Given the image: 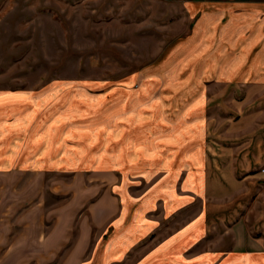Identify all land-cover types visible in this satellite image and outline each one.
<instances>
[{"label":"rangeland","instance_id":"374dc122","mask_svg":"<svg viewBox=\"0 0 264 264\" xmlns=\"http://www.w3.org/2000/svg\"><path fill=\"white\" fill-rule=\"evenodd\" d=\"M255 3L264 0H0V264L97 261L69 257L76 240L83 239L79 229L86 219L108 223L121 213L130 221L133 203H153V193L163 187L162 179L137 177L140 169L131 163L113 162L115 128L132 123V102L117 90H139L148 76L165 81L158 90L164 85L195 90V31L203 6ZM180 76L189 81L169 82ZM236 91V96L244 94ZM122 98L125 113L119 117ZM248 101L234 98L228 107L235 136L227 141L240 140L250 122L244 113L264 104ZM222 106L219 119L227 117ZM41 126H63L56 161H40L36 137ZM218 181L217 188L235 193L213 209L211 219H225L226 225L243 220L253 237L264 239V174ZM53 220L72 225L68 235L59 236L70 241L54 258H35L46 239L58 237L41 233V226ZM9 221L12 229L6 227ZM116 229L109 228L104 237ZM98 233L93 226L83 254L98 249ZM131 262L123 259V264Z\"/></svg>","mask_w":264,"mask_h":264},{"label":"crops","instance_id":"0c3cea01","mask_svg":"<svg viewBox=\"0 0 264 264\" xmlns=\"http://www.w3.org/2000/svg\"><path fill=\"white\" fill-rule=\"evenodd\" d=\"M207 7L203 6L195 31V90H189L187 85L179 90L164 85L163 90H158L157 84L165 82L159 76L145 77L143 86L132 93L117 90L122 97L128 94L127 99L132 102V123L115 128L113 162L131 163L132 169H140L137 177L162 179L163 187L153 193V203H133L136 208H132L130 221L123 219L121 213L108 223L86 219L83 229L78 230L83 239L76 240L70 258L97 260L91 264H111L105 261L108 259L123 264L125 258L132 260L129 264H264V239L253 237L243 220L226 225L225 219L210 217L213 209L235 193L227 186L217 188L218 180L240 177L246 181L264 174L262 102L244 113L250 122L243 127L242 138L227 141L235 136L231 134L234 126L229 117L233 112L228 108L233 99H248L246 104L253 99L264 100V4ZM173 79L169 82L189 81L181 76ZM152 84L156 90H148ZM231 85L238 87L228 91ZM138 87L135 85V89ZM237 88L244 94L236 96ZM124 101L122 98L119 117L125 113ZM222 105L227 117L219 119ZM57 106L52 105V109ZM41 129V136L36 137L41 153L45 152L38 153L42 155L40 161H56L53 156L62 148L59 131L63 126ZM86 160L89 161L88 156ZM103 160L102 156L98 161ZM49 222L41 226V233L58 237L46 239L35 258H54L70 241L67 236H59L68 235L72 225ZM11 225L9 221L6 227L12 229ZM93 226L100 235L98 249L94 254H83L86 243V249L90 245ZM107 227L117 229L105 238Z\"/></svg>","mask_w":264,"mask_h":264},{"label":"built area","instance_id":"2783aa9c","mask_svg":"<svg viewBox=\"0 0 264 264\" xmlns=\"http://www.w3.org/2000/svg\"><path fill=\"white\" fill-rule=\"evenodd\" d=\"M263 171V170H262ZM264 172V171H263Z\"/></svg>","mask_w":264,"mask_h":264}]
</instances>
